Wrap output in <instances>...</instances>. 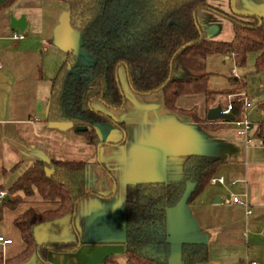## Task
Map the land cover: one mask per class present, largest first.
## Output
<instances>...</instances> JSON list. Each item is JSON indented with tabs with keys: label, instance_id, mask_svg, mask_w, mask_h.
Instances as JSON below:
<instances>
[{
	"label": "crops",
	"instance_id": "obj_1",
	"mask_svg": "<svg viewBox=\"0 0 264 264\" xmlns=\"http://www.w3.org/2000/svg\"><path fill=\"white\" fill-rule=\"evenodd\" d=\"M208 3L244 19L255 21L256 17L264 24V0H208ZM22 15L28 22L22 32L25 38L13 39L12 33L21 31L11 27V17ZM196 18L209 39L233 40V23L225 16L200 9ZM79 38L70 25L68 6L61 1L16 0L0 9V187L9 190L36 161L86 162V191L91 195L77 204L74 215L33 227L40 245L77 243L71 251L47 250L46 263L104 264L108 256H113L119 263L120 258L124 259L126 264V202L130 191L139 183L166 180L170 172L177 171L180 158L190 154L224 159L215 177L225 178V184H219L229 191L227 195L246 194L248 206L227 201V195L223 197L209 189L210 183L193 202L183 200L170 208L167 218L172 244L170 264H183L184 243L207 245L209 258L199 264L255 261L249 259L250 248L264 241L261 146L264 141L254 131L251 133L254 142L246 145L244 131L233 121L215 120L200 125L192 117L168 109L162 91L135 93L124 67L119 69V78L125 105L109 109L94 103V107L114 120L98 126L101 141L98 145L89 143L70 122L47 121L51 81L68 51L83 50ZM221 55L233 58L230 53ZM245 79L240 84L242 100L249 99L244 90ZM235 82L230 81L232 88L223 90L210 86L209 97L205 93L180 96L177 107L195 109L201 120L208 119L211 108L217 105L224 108L215 101L216 97L232 94ZM260 106L264 108V102ZM245 113L241 111L240 116ZM248 116L255 129L261 130L264 110L258 113L248 110ZM16 165L18 168L13 169ZM188 187L191 193L193 184ZM217 196L222 199L220 203H214ZM56 207L55 203L44 202L38 193L24 196L15 210L0 203V235L12 239V243L0 245L5 260L26 247L14 219L29 208L41 213ZM248 208L252 209L250 215ZM46 263L37 251L19 264Z\"/></svg>",
	"mask_w": 264,
	"mask_h": 264
},
{
	"label": "trees",
	"instance_id": "obj_2",
	"mask_svg": "<svg viewBox=\"0 0 264 264\" xmlns=\"http://www.w3.org/2000/svg\"><path fill=\"white\" fill-rule=\"evenodd\" d=\"M16 0H5L0 9ZM68 6L72 29L80 37L81 46L94 58L92 64L80 61L74 50L67 53L51 81L46 120L70 122L88 127L78 131L89 143L101 141L98 126L114 122L113 118L94 107L100 103L109 109H120L126 98L119 78L124 67L133 91L140 95L162 91L168 109L201 120L195 109H179L177 100L183 95H212L207 57L213 54L233 55L237 67H245L250 53H257L255 68L264 71V24L238 14H228L212 7L208 0H48ZM209 9L228 18L234 27L230 42L208 38L197 22L196 13ZM238 77L231 78L237 80ZM244 100H231L234 121L241 119ZM123 127L121 123H117ZM263 125H260L262 130ZM224 159L217 156L190 154L180 158L177 171L164 181L134 185L126 202V264H170L171 242L167 231L168 210L179 204L193 189L187 202H193L210 184ZM16 165L13 169H17ZM51 169V172L48 171ZM86 162L52 159L36 161L9 188L2 205L15 210L25 197L38 193L44 202L57 207L44 212L27 209L14 219L25 243L17 256L0 264H19L39 251L46 263V251H71L77 243H37L33 227L37 224L74 215L77 204L91 194L86 191ZM0 187V191H3ZM183 264H199L209 258L207 245L184 243ZM48 264V263H46ZM104 264H120L108 256Z\"/></svg>",
	"mask_w": 264,
	"mask_h": 264
},
{
	"label": "rangeland",
	"instance_id": "obj_3",
	"mask_svg": "<svg viewBox=\"0 0 264 264\" xmlns=\"http://www.w3.org/2000/svg\"><path fill=\"white\" fill-rule=\"evenodd\" d=\"M247 21L254 22L252 20L245 19ZM77 33V32H75ZM79 37V35H78ZM80 39V38H79ZM81 45V44H80ZM76 52V51H75ZM77 56L80 61L85 64H92L94 62L93 56L85 49H77ZM257 53H250L248 55L247 64L245 67H237L234 59L230 55H221V54H213L208 56L207 58V69L210 73L209 84L212 88L223 90L232 88L230 81L231 78L238 77L235 82V88L233 92L227 93V95H219L216 97V102L218 104H222L226 107V101L228 99L233 100L238 98L241 88V82L243 79L246 80V84L244 87L245 93L249 97L250 104L252 105L249 110H253L258 113L264 108H261L260 104L264 102V72H258L255 68ZM65 60V59H64ZM238 82V83H237ZM231 96V98L229 97ZM248 110L245 115L249 121H251V117L248 116ZM243 116V117H244ZM226 187L221 186L219 183L210 184L209 189L217 191L218 194L226 197L228 194V190ZM191 187H188V193L190 192ZM8 191V190H7ZM250 260H255L258 264H264V241L257 242L254 247L250 248ZM120 264H125L124 259L120 258Z\"/></svg>",
	"mask_w": 264,
	"mask_h": 264
},
{
	"label": "built area",
	"instance_id": "obj_4",
	"mask_svg": "<svg viewBox=\"0 0 264 264\" xmlns=\"http://www.w3.org/2000/svg\"><path fill=\"white\" fill-rule=\"evenodd\" d=\"M12 38L13 39H23V38H25V35L22 32L14 31L12 33ZM243 104H244L243 111L245 113L248 110V108L250 107V105H251L249 99L245 98ZM222 110H223L224 113H231V111H232L231 101ZM233 123L238 128H240V129H242L244 131L246 145L252 144L254 142V138H253V136L251 134L254 131L260 137V139L264 141V125H263L262 130H259V129L256 130L253 122L249 121L246 116L242 117L239 120L233 121ZM261 146L264 149V142H261ZM210 183L211 184H216V183L225 184V178L222 177V176H220V177H215L214 176L211 179ZM232 183L234 185L236 182L233 181ZM7 195H8V191L7 190L0 191V203L3 202L4 198ZM227 201H229L231 203H234V204H240V205L248 206V199H247V195L246 194L245 195L232 194L230 196V198H228ZM247 213L249 215L252 214V209L248 208ZM10 243H12V239L6 238V237L0 235V245H7V244H10ZM243 264H258V262L251 261L250 263L249 262H244Z\"/></svg>",
	"mask_w": 264,
	"mask_h": 264
},
{
	"label": "water",
	"instance_id": "obj_5",
	"mask_svg": "<svg viewBox=\"0 0 264 264\" xmlns=\"http://www.w3.org/2000/svg\"><path fill=\"white\" fill-rule=\"evenodd\" d=\"M27 24H28V22H27L25 15H22L20 18H16L15 16L11 17V27L13 29H18L21 32H24L26 27H27ZM207 117L210 121H215V120L234 121V115L232 113H224L221 105H217L216 107L211 108L208 112ZM75 129H76V131H85L88 129V127L77 126ZM229 197H230V195H227V198H229ZM187 198L185 195L183 200H185L187 202ZM221 200H222L221 197L217 196L214 199V203H220Z\"/></svg>",
	"mask_w": 264,
	"mask_h": 264
},
{
	"label": "flooded vegetation",
	"instance_id": "obj_6",
	"mask_svg": "<svg viewBox=\"0 0 264 264\" xmlns=\"http://www.w3.org/2000/svg\"><path fill=\"white\" fill-rule=\"evenodd\" d=\"M76 32V31H75ZM78 34V33H77Z\"/></svg>",
	"mask_w": 264,
	"mask_h": 264
}]
</instances>
